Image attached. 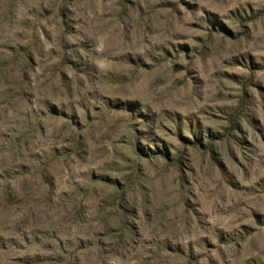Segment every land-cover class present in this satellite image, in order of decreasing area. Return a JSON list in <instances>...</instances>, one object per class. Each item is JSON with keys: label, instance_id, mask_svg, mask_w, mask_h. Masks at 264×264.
<instances>
[{"label": "rangeland", "instance_id": "rangeland-1", "mask_svg": "<svg viewBox=\"0 0 264 264\" xmlns=\"http://www.w3.org/2000/svg\"><path fill=\"white\" fill-rule=\"evenodd\" d=\"M0 264H264V0H0Z\"/></svg>", "mask_w": 264, "mask_h": 264}]
</instances>
